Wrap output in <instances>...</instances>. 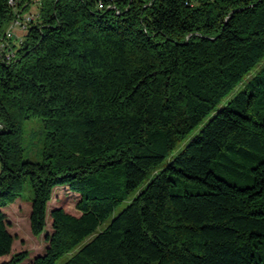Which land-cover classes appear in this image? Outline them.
I'll return each mask as SVG.
<instances>
[{
	"label": "trees",
	"instance_id": "16d2710c",
	"mask_svg": "<svg viewBox=\"0 0 264 264\" xmlns=\"http://www.w3.org/2000/svg\"><path fill=\"white\" fill-rule=\"evenodd\" d=\"M8 1L0 41L27 10ZM40 6L14 59L0 55V259L14 242L2 208L27 184L32 235L45 231L58 186L79 196L80 213L49 212L47 246L30 264H55L84 240L66 264H264V64L252 73L264 59V0ZM35 118L41 160L24 161L22 124Z\"/></svg>",
	"mask_w": 264,
	"mask_h": 264
},
{
	"label": "rangeland",
	"instance_id": "374dc122",
	"mask_svg": "<svg viewBox=\"0 0 264 264\" xmlns=\"http://www.w3.org/2000/svg\"><path fill=\"white\" fill-rule=\"evenodd\" d=\"M40 5L32 7L30 12L38 13L40 11ZM264 64V59L261 61L259 66L255 68L252 73L257 72L261 66ZM242 84H240L235 90H233L226 98H224L217 111L220 108H224L228 105L230 101L236 98L242 90ZM210 118V117H209ZM209 118L205 119L198 126H196L189 134L177 145V147L172 151L170 156L165 159L161 165L158 167L157 172H161L165 169L166 165L170 160L175 158L183 148L194 139L201 128L208 122ZM22 130L24 134V154L23 160L30 162H40L43 147V124L40 118L25 120L22 124ZM155 176V174L150 175L140 186L143 189L148 182ZM136 194L130 195L125 201L119 204L115 210L112 212L110 217L106 222L101 225L100 228L107 226L110 221L116 217L134 198ZM79 200V196L69 191L67 186H58L53 190L52 197L47 205L46 214V228L45 231L39 236H34L30 232L29 228V214L31 209V191L27 184L24 185L23 191L20 197L12 204L7 205L2 208L3 213L6 216L7 230L14 236V242L12 245L11 253L4 256L1 260H8L14 253L26 251L28 256L21 264H30L34 257L44 254L47 242L45 240V234L51 233V218L49 212L55 208H62L67 213L79 216L80 213L76 210V203ZM84 240L79 244V246L72 252L60 257L55 264H66L77 251L86 243Z\"/></svg>",
	"mask_w": 264,
	"mask_h": 264
},
{
	"label": "built area",
	"instance_id": "2783aa9c",
	"mask_svg": "<svg viewBox=\"0 0 264 264\" xmlns=\"http://www.w3.org/2000/svg\"><path fill=\"white\" fill-rule=\"evenodd\" d=\"M8 4L14 10H16V6H18L16 0H9ZM38 5H41V0H25L23 7H27V10H25L22 14H16V17L8 25L5 31L4 39L0 41V55H2L3 61L6 63H9L14 59V48L18 47V45H20L23 41L29 26L39 20V12H30L32 7ZM2 129L3 126L0 124V130Z\"/></svg>",
	"mask_w": 264,
	"mask_h": 264
}]
</instances>
